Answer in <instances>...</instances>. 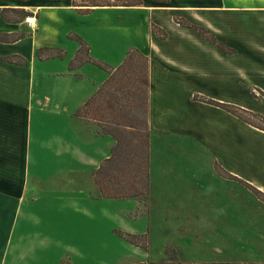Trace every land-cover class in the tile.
<instances>
[{"label": "crops", "instance_id": "0c3cea01", "mask_svg": "<svg viewBox=\"0 0 264 264\" xmlns=\"http://www.w3.org/2000/svg\"><path fill=\"white\" fill-rule=\"evenodd\" d=\"M142 1L87 10L73 0H0V34L23 35L0 41V264H264V206L204 215L203 206H108L116 200L101 197L94 172L116 141L78 112L109 73L90 62L71 67L75 37L112 69L133 49L149 58L150 194L172 184L180 192L172 180L185 177L200 194L234 184L264 193V131L205 101L234 105L242 87L264 105V80L238 59L240 50L264 55V0ZM6 9L30 15L6 21ZM13 56L27 64L3 60ZM240 106L264 118V109ZM240 223L248 227L237 240ZM118 232L146 235L147 247ZM236 252L248 261L236 263Z\"/></svg>", "mask_w": 264, "mask_h": 264}, {"label": "trees", "instance_id": "16d2710c", "mask_svg": "<svg viewBox=\"0 0 264 264\" xmlns=\"http://www.w3.org/2000/svg\"><path fill=\"white\" fill-rule=\"evenodd\" d=\"M74 6L87 10L97 7H140L142 0H73ZM156 2H168V0H155ZM11 14L20 15L21 18L14 20ZM30 14L23 9H6L2 11V17L6 21H21ZM177 22L189 29L198 31L200 34L210 35V42L217 43L215 37L204 28L191 25L184 20ZM152 31L161 38L166 33L153 26ZM0 34V41L12 42L20 39ZM80 50L75 62L71 67L85 62L94 63L99 68L109 73V79L101 86L91 100L78 112L83 119L91 118L104 135L112 136L116 145L112 149L111 156L94 172L95 182L105 198L127 199L144 197L149 191V58L140 51L133 49L128 53L124 63L117 69L108 65L93 61L88 57L89 48L87 44L75 37ZM41 57V55H39ZM4 61L26 65L27 61L20 56L6 57ZM207 103L218 106L234 114L244 122L264 131V118L260 114L253 113L235 105L221 104L213 100H205ZM89 110L91 117L85 115ZM84 113V114H83ZM251 119L259 120V124L253 123ZM89 120V119H88ZM144 140V141H143ZM146 147V154L141 156L142 143ZM232 177V176H230ZM236 181H241L235 177ZM254 189L249 184H245ZM129 243L143 248L147 247L146 235H134L118 232Z\"/></svg>", "mask_w": 264, "mask_h": 264}, {"label": "rangeland", "instance_id": "374dc122", "mask_svg": "<svg viewBox=\"0 0 264 264\" xmlns=\"http://www.w3.org/2000/svg\"><path fill=\"white\" fill-rule=\"evenodd\" d=\"M10 16L14 20L15 19L19 20L21 18V16L17 14H11ZM204 30L207 31V29H204ZM158 36L160 37V35ZM201 36H203L207 41H210L209 34L207 35L209 39L206 38L202 34ZM247 38H249V36ZM260 43L264 46V39ZM228 49L229 48L226 45L220 47V50L224 54L230 55L231 53H233L232 50H228ZM240 51L242 52L243 55L242 57L238 58L239 62L241 64L242 62H245V64H247L248 62L250 64L249 66H246V67L241 66L243 67L242 69L249 71L252 74L259 75V78L257 80H254L255 78H252L253 76L250 75L252 80L254 81L264 80V66L257 65L254 62L255 60H260L264 65V61H263L264 55L258 52L256 53L255 51H248V50H244L245 52H243L242 50ZM236 64L238 65L237 68H239L240 64L238 63ZM261 83L264 84V82H261ZM237 88H239L241 91L235 90V98H234L235 106L246 109L240 106L241 104H244L246 106L254 107L257 111H261L264 109V105L261 102H259L257 99L248 97L247 93L244 92L246 89H241L242 87H237ZM246 110H249V109H246ZM251 112L260 114L259 112H254L252 110ZM85 115H87L88 117L92 116L89 110L85 111ZM88 119L91 120V118H88ZM251 121L256 124L260 123L259 120L257 119H251ZM145 154H146V147L143 142L142 149H141V156H144ZM172 181L174 183H179V186L181 187L180 192L178 189H174V185L172 184L170 185V187H166L162 190H153L151 191L152 193L150 194V182H149V191H148L147 196L137 197V198H127L126 200L114 199L116 201H107L108 206L109 204L110 206H203V211L206 212V213H203L204 215H209L210 213H212L211 206H264V193L258 191L257 189L255 190L249 189L247 186L245 187L244 184H242V186L246 190L234 184L233 186L229 185L230 187L225 186L223 188L222 187H217L215 189L213 188L210 192H203L202 194H200L199 189H195L194 187L193 188L187 187L188 185H190L191 181H195L193 179L189 180V178L187 177L174 178ZM181 183H185L186 188L182 187ZM100 193H101V197L105 198L101 191ZM107 199L112 200L110 198H105L104 200H107ZM118 200H121V201H118ZM163 221L164 219H160L159 223L162 224ZM206 225H207V228H213L212 226H210L211 224H206ZM246 227L242 223H240L239 226L236 225L235 236L238 237L236 238L237 240L239 238H242L241 234L246 229ZM243 245L245 244L236 243V249L240 250L239 252H241ZM255 245H258V244H255ZM168 252H170V250H168ZM239 252H236L234 261L236 263H242L244 261H248V259L243 258L242 255L239 254ZM170 256H174V253L170 254ZM170 261H180V260L176 258H171ZM184 261H192V260H184ZM261 261L264 262V256H262Z\"/></svg>", "mask_w": 264, "mask_h": 264}]
</instances>
